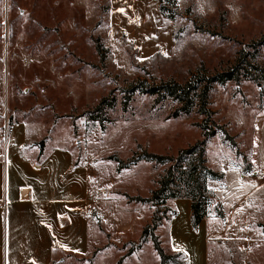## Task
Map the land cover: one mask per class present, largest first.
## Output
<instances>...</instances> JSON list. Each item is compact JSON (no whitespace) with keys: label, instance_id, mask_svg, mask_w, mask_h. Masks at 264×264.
<instances>
[{"label":"rangeland","instance_id":"374dc122","mask_svg":"<svg viewBox=\"0 0 264 264\" xmlns=\"http://www.w3.org/2000/svg\"><path fill=\"white\" fill-rule=\"evenodd\" d=\"M113 5L0 0V124L27 120L40 138L71 146L77 161L91 165L88 255L97 264H160L150 237L138 246L154 222L162 246L172 251L171 200L165 206L131 197L152 196L179 151L215 129L204 154L221 175L206 181L210 264H264V80L251 78L255 69L247 66L251 74L239 83L215 84L208 103L214 122L208 124L196 108L174 116L176 100L130 92L133 85L184 83L198 73L228 70L245 55L264 69V0H166L173 44L151 53L116 28ZM159 14V6L149 11L154 26ZM109 94L115 107L93 119ZM144 153L173 161L159 163ZM34 219L27 217L29 227ZM53 243L57 264L85 257Z\"/></svg>","mask_w":264,"mask_h":264},{"label":"crops","instance_id":"0c3cea01","mask_svg":"<svg viewBox=\"0 0 264 264\" xmlns=\"http://www.w3.org/2000/svg\"><path fill=\"white\" fill-rule=\"evenodd\" d=\"M113 4L116 28L129 32L141 51L165 50L173 44V20L160 11L158 25L150 22L149 11L160 7L159 0H113ZM38 133L24 119H4L0 124V264H57L53 242L85 256L81 261L61 258L60 264H97L88 255L93 248L86 216L92 167L77 161L68 145L49 140L41 152L38 143L43 138ZM171 203L177 209L169 220L171 250L185 252L189 264H210L208 218L194 229L191 201L178 198ZM30 215L35 219L29 227ZM82 239L87 240L85 245Z\"/></svg>","mask_w":264,"mask_h":264},{"label":"trees","instance_id":"16d2710c","mask_svg":"<svg viewBox=\"0 0 264 264\" xmlns=\"http://www.w3.org/2000/svg\"><path fill=\"white\" fill-rule=\"evenodd\" d=\"M164 1L166 0H159L160 11L165 17L174 20V17L168 13ZM259 44H264V41H261ZM247 66L255 69L254 75H250L251 78L264 80V69L253 63L249 59V55H245L242 58L239 57L231 69L228 70L211 74L206 72L198 73L194 75L193 79L184 83L170 81L156 86H149L144 83L133 85L130 92L140 90L142 93L156 95L159 99L162 97H169L176 100L180 106L174 111V116L181 114L190 115L196 108V111L204 117L208 124V122H214L212 119L213 113L208 107L209 95L213 86L215 84L223 85L229 81L239 83L243 78L251 74L249 73L250 69ZM115 104L116 98L112 96V94L103 97L95 107V112H98V114L93 115L92 118L100 120V117L103 116L108 109H113ZM202 128L206 129V126L203 125ZM215 133V129L209 131L205 130L203 133V140L196 142L187 149L180 150L174 163L170 165L166 170L165 175L159 180V187L152 191V196H134L131 198L143 203H152L158 200L165 206H167L169 200H175L178 198L189 199L191 201L192 226L194 229H197L200 223L208 218L210 211V195L206 185L207 178L210 176L212 179H219L221 176L218 172L212 170L206 165L204 156L206 139ZM46 141L47 139L44 138L38 143L41 152L45 148ZM144 154L147 159L159 163L173 161V158L169 156L153 153ZM185 160L187 161L185 162ZM166 210L170 211V214L166 217L167 220H170L177 214V209L175 207H167ZM156 226V222H154L153 225L150 224L146 226L143 230L138 246L147 242L150 237L153 241V246L160 257V264H189V259L185 252L172 250L169 253L166 251L161 244L159 235L154 232Z\"/></svg>","mask_w":264,"mask_h":264}]
</instances>
